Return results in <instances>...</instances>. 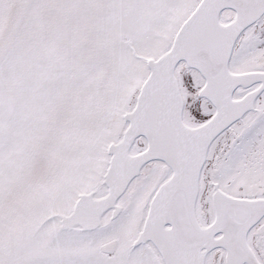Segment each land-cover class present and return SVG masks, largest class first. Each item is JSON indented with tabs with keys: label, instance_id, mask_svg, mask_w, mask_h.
Masks as SVG:
<instances>
[{
	"label": "snow or ice",
	"instance_id": "obj_1",
	"mask_svg": "<svg viewBox=\"0 0 264 264\" xmlns=\"http://www.w3.org/2000/svg\"><path fill=\"white\" fill-rule=\"evenodd\" d=\"M0 264H264V0H0Z\"/></svg>",
	"mask_w": 264,
	"mask_h": 264
}]
</instances>
